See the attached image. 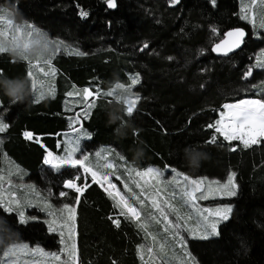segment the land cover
<instances>
[{"label": "trees", "instance_id": "1", "mask_svg": "<svg viewBox=\"0 0 264 264\" xmlns=\"http://www.w3.org/2000/svg\"><path fill=\"white\" fill-rule=\"evenodd\" d=\"M169 1L115 0L110 11L107 0H0L15 23L28 22L49 39L84 53L56 52L53 91L42 99L32 94L26 102L13 104L0 91V112L8 125L0 132V151L28 172V181L41 185L40 179L47 178L44 191L54 205L75 206L77 264H141L137 249L145 241L90 176L71 167L50 171L43 166L46 151L60 154L62 136L78 128L88 133L79 154L110 147L129 166L175 169L191 179L222 182L234 173L236 195L206 204L229 205L230 216L218 225L216 237L190 240L188 251L196 264H264V140L243 147L238 141L225 142L207 127L226 103L264 99V90L255 87L264 80V69L251 67L254 54L264 50V31L253 37L241 18L239 0H216L215 6L211 0H180L174 6ZM13 6L22 18H15ZM81 11L89 15L82 18ZM236 28L247 33L242 50L215 57L212 45ZM249 68L252 77L244 80ZM29 70L25 61L0 52V78H26ZM137 74L139 83L132 91L138 100L131 116L123 105L121 119L109 124L108 113L119 100L103 95L88 98L87 104L94 100L95 106L76 120L75 112L83 106L68 102L72 87L107 93L115 84L130 85V77ZM121 124L128 126L117 136ZM24 133L33 139H24ZM213 136L216 142L210 143ZM185 149L204 156L197 168L189 167ZM76 176L81 177L77 184L86 188L80 195L70 191L60 197L62 184ZM42 218L20 224L14 213L0 208L6 228L18 234L16 243L58 252L60 238ZM5 248L0 247V264Z\"/></svg>", "mask_w": 264, "mask_h": 264}, {"label": "rangeland", "instance_id": "2", "mask_svg": "<svg viewBox=\"0 0 264 264\" xmlns=\"http://www.w3.org/2000/svg\"><path fill=\"white\" fill-rule=\"evenodd\" d=\"M239 1H240V8L241 9L242 7L246 8L247 14L249 15L250 20H251V22L250 20H245V19H243V21L246 24L250 25L253 37L259 38L260 32L264 31V28L259 27L261 15L264 14V7H261V0H256L255 4L251 3V0H239ZM169 5L174 6L176 4H172L170 0ZM241 15H243L242 12H241ZM9 21L11 22L10 24L8 23ZM0 24H4L7 26V30H9L8 36H11L12 32H16V34L19 36L27 34L29 37L33 33H43L42 31H40L39 29H36L32 24L28 22L15 23L13 20L12 12L9 9H6L4 7H0ZM45 37L52 44L55 45L56 49H57L56 42H60L59 51L66 52L68 54H73L72 50L74 49L71 46L63 43L60 40L49 39L46 35ZM59 51H55V54L56 52H59ZM262 52H264V50H259L254 54V61L251 64V67H254L257 69H264V67L255 66L258 63L257 57H261ZM53 56L54 55H52V58ZM24 61L28 63L29 65V60H24ZM30 61H32V63L35 64L37 62V59L30 60ZM261 61H264V57H261ZM40 66L44 67L45 71H47L46 65L41 64ZM34 71L38 72V69H35ZM38 74H39L40 80L44 82L43 88H42V91L44 92V96L50 95L49 85L51 86V93H52L56 75L54 77H44L42 73H38ZM135 76L136 75H133L130 77V85H127V86L124 85L125 87L130 86V91L127 92L128 93L127 98L124 100L125 107H127L128 100L130 101L132 99H136L132 91L135 85H131V78ZM251 77H252V73L251 75H248L246 78L247 80H250ZM116 85L117 84H115L113 87L115 91L118 89L116 88ZM255 87L258 89V91L264 90V80L258 82L255 85ZM82 89L72 87L70 92L73 93V95L71 96L68 95V102L71 104L72 107L83 106V109H80L79 111L75 112V118L77 121L79 120L78 118L79 113H82L88 107V104L86 102L88 98H84L82 97V95L77 94L81 92ZM36 96H37L36 98L38 99L39 93H37ZM112 97L119 100V97H116V96H112ZM247 100H250V99H247ZM253 100H257V99H253ZM228 104H234V103H228ZM221 110L222 109H220V111ZM2 114L3 113L0 112V120L3 121ZM79 130L82 132H86L81 129ZM215 134L217 137H220L223 139V137L219 136V134L217 133ZM77 135L78 133L74 130L64 134L62 136L63 151L60 154H54V153L53 154L57 156H64L67 154V151L70 150L73 146H77L78 151L74 153V156L76 158L82 159L83 156L87 155L89 159L85 163L88 165V167L92 168L94 171H97L102 175L104 174L109 175V180L111 181V183L115 185L116 189H118L122 194L128 196L129 198H132L133 196H139L141 199L145 200V206L143 208H141L138 203L135 205L137 206L138 210L141 211V220L139 222H136L131 219H127V220H130L132 223H134L135 226H137V228L141 230L144 235L145 241L143 244L139 245L137 249V254H138L137 256L139 257L141 264H196L195 260L191 257L188 251V242L190 240H203V239H200L199 236L204 234L206 231H210V229L205 228L206 222L203 220V217L200 216L196 212L194 208H191L189 205L181 202L180 194L183 191L185 184H186V182L183 180L184 175L182 174L181 176H177L176 175L177 171L176 170L173 171V169H170V168L161 169V170L153 168V167L138 169V168H135L133 165L129 166L128 163L126 162L123 163L118 152L115 149L110 148V147H100L97 149L95 153L91 155L79 154L81 143L83 140L88 138V135L81 136L79 140V144L75 145L74 141ZM23 138L26 140L33 139V137L29 139L28 137H26L25 134H23ZM261 140H264V139H261ZM225 142H231V141H225ZM238 142L241 144V146H243V144L240 141ZM42 162H43V166L46 169L50 171L54 170L51 168L50 165H45L44 161ZM109 163L113 165L111 169L106 167V165ZM65 167H68V166H65ZM149 168L162 172V176L159 177L158 179H152L150 177L141 178L135 175V172L137 171L143 172ZM79 173L82 176H90L91 178L90 174L84 173L83 168H79ZM232 174L233 173H230L229 176ZM0 177H3V179L0 180V195H2L5 200L13 199L14 209L18 207L19 211L24 212L26 222L23 224H26L31 221H38L40 219V215L43 216L42 220L45 223V221H49L53 219V216H50L49 212H52L55 214L58 225L63 224L64 220L61 219V217L66 218L67 212L65 211L62 213L60 210L63 208V205H54L51 199V194L46 193L44 191V187H43L44 183L48 184L49 182L47 178H44L46 180L40 179L41 185L37 184L38 186L35 183L28 181L27 180L28 172L25 169H23L21 166H19L17 163L12 161L6 155V153L3 152V150L0 151ZM228 177L226 178L225 181H222V182L218 181L219 184H211L213 191L207 193L209 196V199L198 200L196 206L200 209H204V208L214 209L217 207L229 206V205H213V206L206 205L208 201H213V200H217L221 198L233 197V196L225 195L222 192L215 191V189L218 188L219 185L225 184L227 182ZM196 179H204L205 185H208L212 181H215V180H209L206 178H196ZM233 182L235 184V191H236L237 186L235 182V177H233ZM75 183L77 184L76 181ZM137 183H139L141 187H137ZM77 185L79 186V184ZM97 185L113 201V203H115V201L108 195V190L106 191V185L104 186H101L100 184H97ZM29 186H33L35 188V192H33L32 188H30ZM86 186H87L86 184L81 185V187H83V190L86 188ZM62 187H63V184H62ZM128 189H131V191H128ZM62 191L68 192V196L70 194L69 193L70 191L75 192V190L65 189L64 187ZM36 193H39V196H37ZM77 194L80 195L81 193H77ZM197 195H199V193H197ZM151 199H158L161 203H163L164 200H169L172 206L177 209L178 215L183 217L182 220L175 221L176 223L182 224L184 226L180 229V237H182V239L177 238L175 236V230H170L169 232L165 233L163 231V227H164L163 224L156 225L154 223H150L147 221L148 214L154 211L151 209V204H150ZM16 200L19 201V205L15 203ZM130 202H132L131 199H130ZM46 203L51 204V208H46L45 207ZM71 206L75 207L74 205H71ZM0 208L3 209V207H0ZM117 210L118 212H121L120 208H117ZM11 213H14L17 216V219L19 221L18 211H13ZM230 213L228 214V217L230 216ZM155 214L157 216L159 215V213H155ZM204 215H208V214L204 213ZM169 216L170 218L174 219L170 210H169ZM32 217H36V219L33 220L31 219ZM122 217L125 218L124 216ZM217 220H219V217L209 216L208 222H215ZM226 220H219V223H217V232H218V225ZM138 223H147V232L139 228ZM45 224L47 225L48 230H49L48 224L47 223ZM62 230L64 232L63 237H61L60 235V232ZM189 230H193L195 234H193V231H189ZM49 232L58 235V237L60 238V248L58 252H60L61 248H62L61 251L64 252L61 255L58 254V256L60 257L59 260L53 259V263L50 262V264H77V257H76L77 255H75L74 260H72V258H70L68 255V249L71 244L74 243L75 248H76L75 222H74V236L72 237L71 240L68 239V232L66 228L61 229L60 227H57L56 231L54 232L49 231ZM152 236H155L156 239L153 240ZM216 236L217 235H211L207 239L214 238ZM62 239L64 240V243L61 242ZM14 244L18 245V244H27V243H14ZM14 244H10L5 248L3 255H2L3 256L2 264H45L44 262L48 260V257H46V255L42 256L39 253H38L39 255L31 254V253H35L31 251L32 249L39 248L43 250V248L39 246H31L29 244H27L29 246V250L26 252V254L17 252L14 255L10 254L6 256L5 252L7 251L8 248L12 247ZM161 245H164L163 250H161ZM149 249H152V250L149 251ZM43 252L46 253L44 250ZM58 252H52V253H58Z\"/></svg>", "mask_w": 264, "mask_h": 264}, {"label": "snow or ice", "instance_id": "3", "mask_svg": "<svg viewBox=\"0 0 264 264\" xmlns=\"http://www.w3.org/2000/svg\"><path fill=\"white\" fill-rule=\"evenodd\" d=\"M180 0H171L172 4H178ZM256 0H251V3L255 4ZM211 4L213 6L216 5V0H211ZM107 6L109 8L116 7L115 0H107ZM261 7H264V0H261ZM241 12L243 15H241L242 19L250 20L249 15L247 14L246 8L242 7ZM80 16L82 18H86L89 14L87 11H81ZM251 22V20H250ZM11 23L10 21L8 22ZM30 27V26H29ZM260 28H264V14L261 15L260 18ZM8 31L7 26L4 24H0V36L8 37ZM216 29H213V32L215 33ZM16 34V32H12L11 36ZM42 36L45 37L43 33H39ZM30 35V34H29ZM245 31L242 28H237L232 31L227 32L224 35V38L221 39L219 43L215 45V47L212 49L214 52H219L222 55H227L228 53L232 52L235 48H239L240 45L244 42L245 38ZM49 43H51L49 41ZM57 43V49L56 51H59V43ZM148 45L145 44L143 48H147ZM143 48L141 51H143ZM6 51L4 48H0V52ZM73 54L76 55H84V53L72 50ZM55 55V53L53 54ZM261 57H264V52L261 53ZM261 57H257L258 63L255 65L256 67H264V61H261ZM28 60L27 58H25ZM171 59V58H170ZM46 65L47 71H45L44 67H41L40 65ZM29 68L30 70L27 73L26 79L30 81V88L32 94L35 96L37 93H39L38 99H42L44 97V92L42 91L44 82L40 80L39 74L42 73L44 77H54L56 75V71L52 66V57L42 60L37 59V62L35 64L32 63V61L29 60ZM35 69H38L37 71H34ZM251 75V68L248 69L247 73L245 74ZM139 83V75L137 74L135 77L131 78V85H136ZM116 88L124 90L126 92L130 91V86L125 87L123 84H117ZM49 94H51V86L49 85ZM78 95H82L84 98L89 97H102L103 95H109V96H115V89L109 91L108 93H101L99 91H92L89 88L82 89L81 92L77 93ZM68 95H73V93H69ZM138 97L136 99H132L127 102L126 107V113L128 116H131L134 111V106L137 103ZM95 106V101H89L88 108L84 111L83 116L87 117L89 114V110ZM8 127L7 124L3 123L2 120H0V132H3ZM208 128L214 129L215 133L219 134V136L223 137L224 141H240L244 147H251L252 145H255L260 142L261 139H264V99H258V100H247L242 99L234 104H224L222 106V110L219 113V119H217L214 123H210ZM78 133L74 143L75 145L79 144V140L81 136H87L88 134L86 132H82L79 129H74ZM26 137L29 139L32 138L31 133H25ZM217 137L213 136L210 143H215ZM235 150V149H232ZM78 151L77 146H73L70 150L67 151V154L64 156H57L54 155L52 152H48V154L44 158V164L50 165L52 169L56 171H60L61 168L68 166L71 168L79 169L83 168V171L85 174H90L92 178V182L96 184H100L101 186H104L107 184L108 189H111L108 191V195L115 201L114 207L120 208L121 212L120 215L124 216L126 219H131L133 221L139 222L141 220V211L138 210L137 206H135L137 203L140 205L141 208L145 206V200L141 199L139 196H133L132 198H129L128 196L122 194L118 189H116L115 185L111 183L109 180V175L107 174H100L97 171H94L92 168L88 167V165L85 163L88 161L89 157L87 155L83 156L82 159L76 158L74 156V153ZM193 151L195 149L193 148ZM99 155V154H98ZM122 158V157H121ZM107 168H112L113 165L111 163L106 165ZM175 171V169H173ZM136 176H139L141 178L144 177H150L152 179H158L162 176V172L157 171L155 169L149 168L146 171L135 172ZM177 176H181L182 173L177 172ZM234 173L228 177V180L225 184L219 185L218 188L215 189V191L222 192L225 195L228 196H234L236 195L235 191V184L233 182ZM81 177L76 176L75 179H69L64 182L63 187L65 189H72L75 190L77 193H82L83 187L78 186L75 183V180H79ZM3 177H0V180H2ZM183 180L186 182L185 187L183 191L181 192V202L184 204L189 205L191 208H194L196 212L203 217V220L206 222L205 228L210 229V231H206L204 234L200 235V239H207L211 235H218L217 232V223H219V220H226L228 218V214L232 211L230 206H224V207H217V208H204L200 209L196 206L198 200H207L209 199L208 192H212L213 189L211 187V184H219L218 181H212L210 184L205 185L204 179H189L188 176H183ZM32 188V191L35 192V188L33 186H29ZM137 187H141L139 183H137ZM128 191H131V189H128ZM199 193V195H197ZM37 196H39V193H36ZM60 197H67L68 192L61 191L59 192ZM78 199V198H77ZM130 199L132 202H130ZM13 199L5 200L2 195H0V207H3L4 212L11 213L13 211H18L19 216V223L23 224L26 222L25 214L23 211H19L18 207L14 209L13 207ZM15 203L19 205V201L16 200ZM151 209L154 210L153 212H150L147 216V221L150 223H154L156 225L163 224V231L165 233L169 232L170 230H175V236L177 238L182 239L180 237V229L184 227L182 224H178L175 221L182 220L183 217L178 215L177 209L172 206V204L169 202V200H164L163 203H161L158 199H151L150 201ZM46 208H51V204H45ZM169 210L171 211L173 218H170L169 216ZM62 213L67 212V217L61 219L64 220L63 224L57 223V219L55 217V214L52 212H49L50 216H53V219L49 221H45V223L49 226V231H56L57 227H60L61 229H67L68 232V239L71 240L74 236V222H75V207L65 203L63 205V208L60 210ZM155 213H159L157 216ZM204 213H207L208 215H204ZM209 216H217L219 217V220L215 222H208ZM31 219L35 220L36 217H32ZM114 223L119 226V220L113 221ZM7 227V222L0 219V230H3V228ZM138 227L147 232V223H138ZM193 231V230H189ZM193 234L194 231H193ZM61 237L64 236L63 230L60 232ZM150 235V233H149ZM152 239L155 240L156 237L152 236ZM62 243H64V240H61ZM164 245H161V250H163ZM29 250V246L27 244H18L13 245L12 247L8 248L5 252V255L10 254H16L19 253H26ZM152 249H149L151 251ZM32 252L39 253L42 256L48 255L47 253H44L42 249L36 248L32 249ZM52 257L56 260H59L60 257L53 253L51 254ZM68 255L72 260L75 259L76 255V248L75 244H71L68 249Z\"/></svg>", "mask_w": 264, "mask_h": 264}, {"label": "clouds", "instance_id": "4", "mask_svg": "<svg viewBox=\"0 0 264 264\" xmlns=\"http://www.w3.org/2000/svg\"><path fill=\"white\" fill-rule=\"evenodd\" d=\"M15 13V18L20 19L21 14L13 6L12 9ZM0 48H4L10 57L16 62H23L27 58L28 60L42 59L46 60L55 53L56 47L54 44L49 43V40L39 33H33L30 37L25 34L22 36L13 34L12 36L4 37L0 36ZM0 84L4 87L0 88L5 96L9 98V101L13 104L24 103L32 95L30 88V81L26 78H0ZM128 93L124 90L117 89L115 96L119 97V104H115L109 115V124L115 123L121 119L119 112L123 110L124 100L127 98ZM128 125L121 124L119 128L115 130L117 136H123L125 134L124 129ZM142 151V150H141ZM204 156L199 153H190L188 149H185V160L189 167L197 168L200 161ZM18 234L12 233L9 229L3 228L0 230V247H7L10 244L17 242Z\"/></svg>", "mask_w": 264, "mask_h": 264}, {"label": "water", "instance_id": "5", "mask_svg": "<svg viewBox=\"0 0 264 264\" xmlns=\"http://www.w3.org/2000/svg\"><path fill=\"white\" fill-rule=\"evenodd\" d=\"M106 6H107V2H106ZM107 8H108L110 11L115 10V7H114V8H109V7L107 6ZM236 29H237V28H236ZM232 30H234V29H232ZM232 30H229V31H232ZM243 30H244V29H243ZM229 31H227V32H229ZM244 31H245V30H244ZM227 32H225L224 35H225ZM245 33H246V31H245ZM224 35H223V38H224ZM223 38H222V39H223ZM246 38H247V33H246V35H245L244 42H245ZM220 41H221V40H219L218 42L214 43V44L212 45V47H211V52H212V54H213L215 57H218V58H227V57H230V56H232V55H234V54L240 52V51L242 50V48H243V45H244V42H243V43L240 45L239 48H235L232 52L228 53L227 55H222V54L219 53V52H214V51H212V49L215 47V45H216L217 43H219ZM251 73H252V69H251ZM247 76H248V75H247ZM247 76L245 75L244 80L247 79V78H246ZM221 109H222V107H221ZM32 137H34V136L32 135ZM37 139L40 140V137H38Z\"/></svg>", "mask_w": 264, "mask_h": 264}, {"label": "crops", "instance_id": "6", "mask_svg": "<svg viewBox=\"0 0 264 264\" xmlns=\"http://www.w3.org/2000/svg\"><path fill=\"white\" fill-rule=\"evenodd\" d=\"M62 151H63V149H62ZM46 226H47V225H46ZM43 250H44V249H43ZM61 250H62V248H61ZM61 250H60V252L55 253V254H57V255H58V254H60V255L63 254L64 252H62ZM44 251L48 254V255H46V257H48V260H47L46 262H44V263H45V264H50V262L53 263V259H54V258H53L52 255H51V254H53V253H52V252H49V251H46V250H44ZM25 254H26V253H25ZM31 254L39 255L38 253H31ZM31 254H30V255H31ZM76 257H77V256H76ZM54 260H55V259H54Z\"/></svg>", "mask_w": 264, "mask_h": 264}, {"label": "bare ground", "instance_id": "7", "mask_svg": "<svg viewBox=\"0 0 264 264\" xmlns=\"http://www.w3.org/2000/svg\"><path fill=\"white\" fill-rule=\"evenodd\" d=\"M129 101V100H128ZM106 185V189L108 188V186H107V184H105ZM111 189H108V191H110Z\"/></svg>", "mask_w": 264, "mask_h": 264}, {"label": "built area", "instance_id": "8", "mask_svg": "<svg viewBox=\"0 0 264 264\" xmlns=\"http://www.w3.org/2000/svg\"><path fill=\"white\" fill-rule=\"evenodd\" d=\"M24 134H25V133H24ZM46 153L48 154V152H46ZM47 154H46V155H47ZM46 155H45V156H46ZM44 158H45V157H44ZM44 158H43V159H44ZM43 161H44V160H43Z\"/></svg>", "mask_w": 264, "mask_h": 264}]
</instances>
